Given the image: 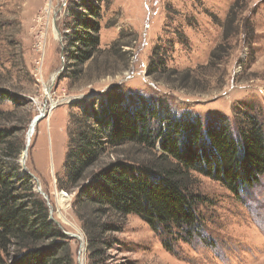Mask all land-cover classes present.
Instances as JSON below:
<instances>
[{
    "label": "rangeland",
    "instance_id": "obj_1",
    "mask_svg": "<svg viewBox=\"0 0 264 264\" xmlns=\"http://www.w3.org/2000/svg\"><path fill=\"white\" fill-rule=\"evenodd\" d=\"M73 1L0 0V89L20 103L0 107V128L13 131L23 146L18 160L22 169L29 146L23 173L34 177L35 192L71 239L76 264H87L85 235L72 212L77 190L59 191L57 184L64 173L69 114L75 103L89 97L100 99L118 87L162 101L174 112L190 111L204 121L220 115L230 121L232 131L235 117L256 116L264 130V0H108L101 52L76 82L69 78L72 68L67 62ZM236 2L234 21L240 36L222 65L201 69L208 65L213 49L222 44L215 20L224 23ZM179 32L187 43L178 41ZM159 39L173 46L171 50L163 46L173 61L169 68L191 72L186 89L147 77V65ZM114 50H120L121 56H114ZM121 158L141 163L148 157L127 146L108 153L102 165ZM194 190L204 205L197 211L199 231L190 242H175L171 254L162 237L138 217L128 216L121 220L122 232L113 236L115 260L264 264V177L238 199L204 177H195Z\"/></svg>",
    "mask_w": 264,
    "mask_h": 264
},
{
    "label": "trees",
    "instance_id": "obj_2",
    "mask_svg": "<svg viewBox=\"0 0 264 264\" xmlns=\"http://www.w3.org/2000/svg\"><path fill=\"white\" fill-rule=\"evenodd\" d=\"M107 1H73L67 39L72 82L81 79L101 52ZM238 6L236 2L231 7L224 23L215 20L222 44L201 69L218 68L229 56L241 34L234 21ZM177 35L181 45L187 43L181 32ZM163 46L173 47L158 40L147 77L186 89L191 72L169 68L173 61ZM119 53L114 50V56ZM7 103L20 104L0 89V107ZM73 108L64 173L57 184L59 191L77 190L72 212L85 235L87 264H137L117 262L111 252L113 236L122 232L121 220L128 216L138 217L162 237L171 254L175 242H190L199 231L197 211L204 205L195 194V177L220 184L237 199L264 177V130L256 116L235 117L232 131L230 121L220 115L204 121L190 111L177 113L162 101L118 87ZM127 146L148 158L141 163L121 158L102 165L108 153ZM22 148L13 131L0 128V264H76L71 239L52 220L33 178L18 163Z\"/></svg>",
    "mask_w": 264,
    "mask_h": 264
},
{
    "label": "water",
    "instance_id": "obj_3",
    "mask_svg": "<svg viewBox=\"0 0 264 264\" xmlns=\"http://www.w3.org/2000/svg\"><path fill=\"white\" fill-rule=\"evenodd\" d=\"M58 107V104H56L55 108ZM43 118H45V115L41 116L40 118H37L36 121H35V124L39 123ZM34 124V125H35ZM28 151H29V146H26V149L24 151V154H23V171L26 172V168L24 167L25 166V159L27 158V154H28ZM30 176H32L30 173H29ZM33 177V176H32ZM34 178V177H33ZM38 192L42 193L41 190L39 189ZM42 195L45 197V195L42 193ZM50 216L52 218V211H50ZM55 222V221H54ZM57 225H59L58 222H55ZM71 236V238H77L76 235H69ZM78 239V238H77Z\"/></svg>",
    "mask_w": 264,
    "mask_h": 264
}]
</instances>
